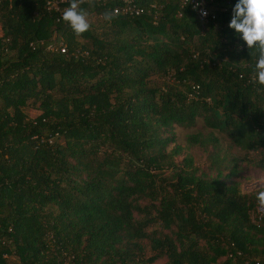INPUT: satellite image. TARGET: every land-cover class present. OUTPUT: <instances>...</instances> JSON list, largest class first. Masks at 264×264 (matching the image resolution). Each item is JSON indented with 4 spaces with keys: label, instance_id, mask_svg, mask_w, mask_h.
I'll use <instances>...</instances> for the list:
<instances>
[{
    "label": "trees",
    "instance_id": "trees-1",
    "mask_svg": "<svg viewBox=\"0 0 264 264\" xmlns=\"http://www.w3.org/2000/svg\"><path fill=\"white\" fill-rule=\"evenodd\" d=\"M69 2L0 0V264H264V212L238 186L264 160L214 133L264 149L237 0H205L204 22L180 0H85L81 35ZM198 119L203 166L173 132Z\"/></svg>",
    "mask_w": 264,
    "mask_h": 264
},
{
    "label": "clouds",
    "instance_id": "clouds-1",
    "mask_svg": "<svg viewBox=\"0 0 264 264\" xmlns=\"http://www.w3.org/2000/svg\"><path fill=\"white\" fill-rule=\"evenodd\" d=\"M87 2L93 4L94 0ZM83 3L85 0H70L69 7L62 14V20L76 35H81L91 28L88 11L80 7ZM115 15V12L106 11L103 13V19L110 22ZM201 15L206 16L207 12L202 11ZM228 27L235 30L237 36L246 45L249 57L254 60L250 82L259 85L256 88L257 93H264V0H237L231 9ZM240 78L243 79V75ZM256 187L258 188L256 200L259 206L264 208V177L256 181Z\"/></svg>",
    "mask_w": 264,
    "mask_h": 264
},
{
    "label": "rangeland",
    "instance_id": "rangeland-1",
    "mask_svg": "<svg viewBox=\"0 0 264 264\" xmlns=\"http://www.w3.org/2000/svg\"><path fill=\"white\" fill-rule=\"evenodd\" d=\"M210 130L205 128L202 122L198 119L192 127L184 128L180 126H174V139L175 143L181 147V155L186 154L190 155L196 165H206L210 160V155L212 152L211 147L205 146L201 147L194 144H189L187 142V137L195 132H200L202 134H207ZM215 135L219 138V146L223 152H232L240 156H247L248 158L257 160H264V149L257 151L245 152L234 145L221 133L214 131ZM169 149V148H168ZM264 177V173L253 166H250V163L244 164L241 166L238 173V186L240 192L251 193L256 192L258 188L256 187V181ZM155 264H160L157 262Z\"/></svg>",
    "mask_w": 264,
    "mask_h": 264
},
{
    "label": "built area",
    "instance_id": "built-area-1",
    "mask_svg": "<svg viewBox=\"0 0 264 264\" xmlns=\"http://www.w3.org/2000/svg\"><path fill=\"white\" fill-rule=\"evenodd\" d=\"M180 1H181V5L184 4V3H187V0H180ZM188 3L191 5L192 9L194 10L198 20L200 22H204L206 20L207 16L209 15V13H208V11H207V9L205 7V4H206L205 0H189ZM197 5H198V7H197ZM202 11H206L207 15L206 16H202L201 15ZM210 17L213 18V15H210ZM60 51H63V49L60 48ZM256 210H257L258 213L264 212V208H261L259 206V204L257 205Z\"/></svg>",
    "mask_w": 264,
    "mask_h": 264
}]
</instances>
